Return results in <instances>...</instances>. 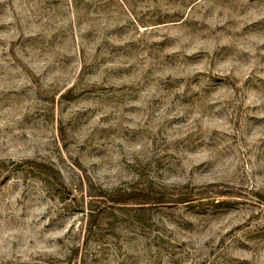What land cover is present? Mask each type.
Instances as JSON below:
<instances>
[{
  "label": "rangeland",
  "instance_id": "rangeland-1",
  "mask_svg": "<svg viewBox=\"0 0 264 264\" xmlns=\"http://www.w3.org/2000/svg\"><path fill=\"white\" fill-rule=\"evenodd\" d=\"M0 264H264V0H0Z\"/></svg>",
  "mask_w": 264,
  "mask_h": 264
}]
</instances>
